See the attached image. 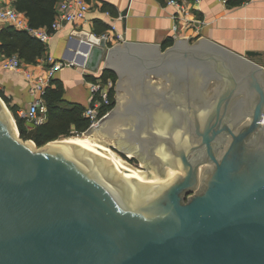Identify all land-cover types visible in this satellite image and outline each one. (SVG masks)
Returning <instances> with one entry per match:
<instances>
[{
	"label": "water",
	"instance_id": "95a60500",
	"mask_svg": "<svg viewBox=\"0 0 264 264\" xmlns=\"http://www.w3.org/2000/svg\"><path fill=\"white\" fill-rule=\"evenodd\" d=\"M83 38L85 68L96 72L107 62L118 76L114 108L85 134L138 157L148 173L90 143L24 141L0 96V264H264V58L255 60L262 53L238 54L204 37L166 48ZM197 61H212L219 73L215 100L202 108L154 104L150 125L137 130L128 103L138 100L132 90L141 76L164 87L168 68L190 70ZM190 75L194 86L202 77L215 81L202 71ZM232 96L243 112L231 121L223 104ZM220 134L226 139L217 150ZM149 136L154 146L145 156ZM207 163L215 167L194 193Z\"/></svg>",
	"mask_w": 264,
	"mask_h": 264
},
{
	"label": "crops",
	"instance_id": "0c3cea01",
	"mask_svg": "<svg viewBox=\"0 0 264 264\" xmlns=\"http://www.w3.org/2000/svg\"><path fill=\"white\" fill-rule=\"evenodd\" d=\"M14 1L0 0V7L10 5L15 8ZM87 1L90 10L85 20L66 24L57 31L45 46L44 55L38 57L36 62L21 59L28 67L49 56L71 64L59 69L54 77L53 87L60 88L61 106L65 108L85 109L91 97L90 76L99 77L107 66V62H102L96 72L85 68L89 53L82 48L83 35L95 33L102 36L113 25L124 39L114 47L134 43L164 48L167 41L187 38L190 42H197L204 37L238 54L243 55L247 51L262 53L256 57V61L264 58V0H240L242 3H229V0L226 3L223 0H177L184 5L182 11L168 4L169 0ZM123 11H127L125 22ZM20 13L29 25L28 18ZM175 25L178 26L177 30H174ZM8 26L0 21V32ZM97 30L103 32L97 34ZM13 55L20 56L18 53ZM6 57L5 52H0V91L19 111L27 110L32 100L29 82L22 73L1 67ZM41 68L38 70L41 71Z\"/></svg>",
	"mask_w": 264,
	"mask_h": 264
},
{
	"label": "built area",
	"instance_id": "2783aa9c",
	"mask_svg": "<svg viewBox=\"0 0 264 264\" xmlns=\"http://www.w3.org/2000/svg\"><path fill=\"white\" fill-rule=\"evenodd\" d=\"M226 1L223 0L224 3ZM168 4L177 6L180 11L184 7L177 0H169ZM89 10L90 4L87 0H62L56 6L57 14L50 27L33 28L26 23V20L20 12L9 5L0 7V21L16 29L27 31L32 37L47 46L52 36L66 24L85 20ZM107 13L109 14V12ZM177 28L178 26L175 25L174 30H177ZM102 37L106 39L111 47L124 41L122 34L119 33L114 25ZM42 62L43 65L41 66ZM69 65L71 64L57 61L52 56L45 58L43 61L31 67L25 65L17 55L4 58L1 64L2 68L22 73L24 78L29 82L32 100L27 110L18 112L19 116L35 125L43 124L47 121L48 107L45 98L47 91L50 87L54 86L55 73L59 69ZM39 67H42L41 71L38 70ZM88 84L91 97L88 106L83 112V116L90 122V125L88 130L83 133L88 132L93 126L99 124L110 113L112 109L105 111V108L112 104L111 90L115 87L112 80H88ZM261 124H264V118ZM77 133L74 132V134Z\"/></svg>",
	"mask_w": 264,
	"mask_h": 264
},
{
	"label": "trees",
	"instance_id": "16d2710c",
	"mask_svg": "<svg viewBox=\"0 0 264 264\" xmlns=\"http://www.w3.org/2000/svg\"><path fill=\"white\" fill-rule=\"evenodd\" d=\"M62 0H15V8L24 13L29 25L33 28L50 27L56 17V6ZM229 3H242L240 0H229ZM103 32L97 30V34ZM0 52L8 56L18 53L20 59L27 62H36L38 57L44 55L45 45L32 37L25 30H17L8 26L0 32ZM174 41H167L164 48L173 45ZM111 78L117 81V74L109 69H104L99 77L90 76V80L104 81ZM115 90H111L112 104L105 108L113 109ZM0 96L9 105L20 131L22 138L33 140L37 146H43L48 142L58 140L61 137L71 136L74 132L83 133L88 130L90 122L83 116V108H65L61 106L62 92L60 88L50 87L46 94L48 107V120L39 125L31 124L27 119L19 116V109L12 106L9 98L0 91Z\"/></svg>",
	"mask_w": 264,
	"mask_h": 264
},
{
	"label": "flooded vegetation",
	"instance_id": "af4514ba",
	"mask_svg": "<svg viewBox=\"0 0 264 264\" xmlns=\"http://www.w3.org/2000/svg\"><path fill=\"white\" fill-rule=\"evenodd\" d=\"M184 60H182L183 63H186L188 65V62ZM151 61H154V58H150L149 62ZM170 62L172 61H168L167 63L163 65L158 63V66L159 65L163 66L162 67L163 69V68H166L168 64H171ZM209 63L210 65H208ZM197 64H198V67H197ZM197 64L196 63L195 65L190 64L192 68L190 70L184 69L183 71H177V70L174 71L168 68V71L171 74L170 78L172 81L171 83H169L167 86H164V87L160 86L158 82L155 83L156 86L155 85L153 86L150 84L148 85L146 78H144L143 75L141 76L143 78V80L141 81L142 83L140 81L136 82L133 88L134 90H132V92L135 93V97L138 100H136L135 102L128 103V105L130 106L128 108H131V111L136 112L135 116L133 117H135L136 122L134 123V125L136 126L137 130H142L148 127V124L150 125L149 120L151 118L153 107H156L155 105L157 104L159 106L167 107V108L168 107L169 108L184 107L185 105L193 104V105H196L198 108H202V107L209 106L210 103H212L213 100H215L216 95H218L216 94L217 92L216 89L218 85L221 83L219 80L220 78L219 73L217 70L215 71L214 68H211V65L213 64L212 61H208V62L197 61ZM149 65L157 66L156 63L154 65L153 62L152 64L149 63ZM158 69H160V66ZM163 71H165V69H163ZM195 71L196 72L202 71V73L205 74L207 79L210 77L211 79H214L215 81H213L212 83L203 84L201 82L203 81V79H205V77H202L201 82H200L201 84L196 82L197 86H194L192 82L188 83L189 79H191V77L193 76V75L189 76V73L195 72ZM193 79L196 80V78H193ZM139 90L142 93L143 92L148 93V95H150L151 97L150 100H146V99L139 100L138 96H141L140 94L137 93ZM238 102L239 101L236 98H234V96L226 99L223 106L225 107L224 110L225 109L227 110V115L224 116L223 118L229 119L232 121V120L237 119L240 116L239 114L243 112V110L241 108L238 109V106H237ZM240 103L241 102H239V104ZM247 109L248 108L245 107L244 111ZM131 135H132L131 138L133 137L134 138L133 140L135 142L141 143V141L138 138H136L138 136H136L134 132H132ZM144 137L146 136L139 137V138L144 139ZM153 139H154L153 137L149 136V138L146 141L142 142L144 150L147 152L145 156H149L150 152L153 151V146H154ZM225 139L226 138H223V135L221 134L217 136L216 141H215V144H216L215 149L220 150L219 148H221L224 145L223 142ZM197 156H199V158L201 157L199 153H197ZM135 159L140 161L138 157H135ZM140 167L142 168V166Z\"/></svg>",
	"mask_w": 264,
	"mask_h": 264
},
{
	"label": "rangeland",
	"instance_id": "374dc122",
	"mask_svg": "<svg viewBox=\"0 0 264 264\" xmlns=\"http://www.w3.org/2000/svg\"><path fill=\"white\" fill-rule=\"evenodd\" d=\"M117 78H118V76H117ZM107 80H112L111 78H108V79H106V80H104V81H107ZM118 80V79H117ZM113 81V80H112ZM114 82V81H113ZM114 90H115V94H114V101H115V99H116V97H117V90H116V88H117V81L116 82H114ZM7 104V103H6ZM8 105V104H7ZM8 107H9V105H8ZM10 108V107H9ZM114 108V107H113ZM32 124V123H31ZM87 133V132H86ZM85 135H87V134H85V133H77V134H73V135H71V136H85ZM68 137H70V136H66V137H61V138H59L58 140H64L65 138H68ZM100 138H102L105 142H107L108 141V148L109 149H111L112 151H114V152H116L118 155H120V156H122L125 160H127L129 163H131V165H133V166H135V167H139V168H141L140 166H142V164H143V166H142V170H144V171H146V172H148V168L144 165V163L140 160V161H138V160H136L133 156H130V157H128V155L127 156H125V155H123V154H121L120 152H119V148L115 145V144H113L110 140H108V139H106V138H104V137H102V136H99ZM21 139H23L24 141H28V140H30V139H26V138H22L21 137ZM109 144H112V145H114L116 148H114V147H111V146H109ZM221 156V155H220ZM219 156V157H220ZM135 161V162H134ZM214 163H207L206 165H204V166H202L201 168H200V170H199V174H198V186L196 187V189L194 190V193H199L200 192V190H201V188L203 187V178H204V175L206 174L205 173V171L208 169V170H213L214 169Z\"/></svg>",
	"mask_w": 264,
	"mask_h": 264
},
{
	"label": "bare ground",
	"instance_id": "6f19581e",
	"mask_svg": "<svg viewBox=\"0 0 264 264\" xmlns=\"http://www.w3.org/2000/svg\"><path fill=\"white\" fill-rule=\"evenodd\" d=\"M62 141H80V142L93 144V145L103 149L104 151H106L115 160H117L121 165L129 168L130 170H132L138 174H141V175H145L148 173L139 167H135V166L131 165V163H129L127 160H125L122 156L118 155L116 152L109 149L108 144H107L108 141L105 142L102 138L99 137V135L87 134L85 136H70L68 138H65ZM110 145H112V144H109V146ZM127 155H128V157H130L129 154H127ZM142 166H143V164H142Z\"/></svg>",
	"mask_w": 264,
	"mask_h": 264
}]
</instances>
